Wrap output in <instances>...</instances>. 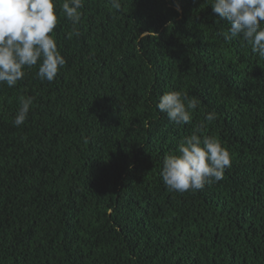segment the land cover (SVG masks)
<instances>
[{"label": "trees", "instance_id": "16d2710c", "mask_svg": "<svg viewBox=\"0 0 264 264\" xmlns=\"http://www.w3.org/2000/svg\"><path fill=\"white\" fill-rule=\"evenodd\" d=\"M63 2L56 79L0 84V264H264V57L211 0H83L75 25ZM169 91L198 101L191 124L156 108ZM198 129L231 167L170 191L163 160Z\"/></svg>", "mask_w": 264, "mask_h": 264}, {"label": "clouds", "instance_id": "9594fccd", "mask_svg": "<svg viewBox=\"0 0 264 264\" xmlns=\"http://www.w3.org/2000/svg\"><path fill=\"white\" fill-rule=\"evenodd\" d=\"M117 10L119 0H109ZM212 10L220 21L229 25L222 33L227 41L240 38L251 51L264 57V0H211ZM83 0H64L60 14L73 25L82 17ZM58 23L56 0H0V84L13 88L24 79L25 69L37 67L41 81L53 82L66 64L58 49L54 30ZM79 36V31L74 30ZM33 97H19V106L13 125L22 126L28 119ZM156 108L176 125L192 123V112L198 101L180 91L162 94ZM216 113L205 114L204 122L212 123ZM199 129L183 137L176 154L165 156L161 177L164 185L173 192L184 193L203 189L206 185L224 178L232 161L229 151L212 136L201 137Z\"/></svg>", "mask_w": 264, "mask_h": 264}]
</instances>
